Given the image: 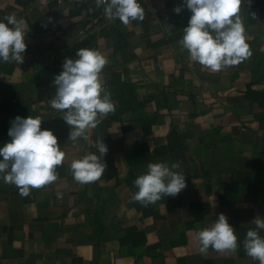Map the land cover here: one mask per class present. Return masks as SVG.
Here are the masks:
<instances>
[{
    "label": "crops",
    "instance_id": "obj_1",
    "mask_svg": "<svg viewBox=\"0 0 264 264\" xmlns=\"http://www.w3.org/2000/svg\"><path fill=\"white\" fill-rule=\"evenodd\" d=\"M141 1L143 20L84 33L101 11L95 0H0V21L23 19L27 44L22 64L0 61V147L15 117L30 115L65 152L58 180L27 197L0 174V264H259L243 242L252 220L264 219V0H242L251 57L219 72L178 43L191 16L173 11L183 0ZM80 48L107 57L101 79L116 103L88 141L70 140L51 107L54 77ZM102 139V177L76 182L72 160L98 154ZM157 162H180L186 188L145 207L132 200L134 181ZM221 213L239 247L202 254L196 232Z\"/></svg>",
    "mask_w": 264,
    "mask_h": 264
},
{
    "label": "clouds",
    "instance_id": "obj_2",
    "mask_svg": "<svg viewBox=\"0 0 264 264\" xmlns=\"http://www.w3.org/2000/svg\"><path fill=\"white\" fill-rule=\"evenodd\" d=\"M241 5L242 0H183L182 5L173 9L176 14L185 7L191 12L188 25L183 28V38L178 41L188 51L191 61L219 72L251 57L240 15ZM95 7H103L106 18L119 19L125 26L144 19V9L138 0H95ZM25 36L23 19L15 14L4 17L0 21V61L22 64L27 49ZM75 55L77 59L65 58L62 71L54 77L56 92L51 107L63 112L62 118L70 126V140L88 141L89 131L97 127L101 117L106 118L116 110V103L101 79L107 57L90 48H80ZM41 124L40 117H15L8 131L11 139L0 147V174L5 183L19 189L22 197H27L31 189L57 181L56 168L65 160L57 136L51 130H42ZM92 146L98 154H85L70 164L73 178L80 184L98 181L107 168L103 157L108 147L103 139ZM180 167V162L149 163L147 171L134 181L138 191L132 200L147 207L166 196H178L186 188L185 174L179 171ZM251 223L255 228L247 231L243 248L248 257L264 264V237L259 231L264 230V219L256 216ZM196 239L202 254L210 247L219 252H236L239 247L235 229L223 213L211 226L197 231Z\"/></svg>",
    "mask_w": 264,
    "mask_h": 264
},
{
    "label": "built area",
    "instance_id": "obj_3",
    "mask_svg": "<svg viewBox=\"0 0 264 264\" xmlns=\"http://www.w3.org/2000/svg\"><path fill=\"white\" fill-rule=\"evenodd\" d=\"M41 2H46L47 0H40ZM61 1H64V0H61ZM68 1H72V2H75V3H82V2H85L87 0H68ZM138 3H140V5L142 6V1L141 0H138ZM118 19H108L105 17L104 15V12H103V7H101V11L100 13L92 18L91 20H89L86 24H85V27H84V30L83 32L86 33L88 31H90L92 28H94L95 26H102V25H105V24H109V23H112L113 21H116Z\"/></svg>",
    "mask_w": 264,
    "mask_h": 264
}]
</instances>
